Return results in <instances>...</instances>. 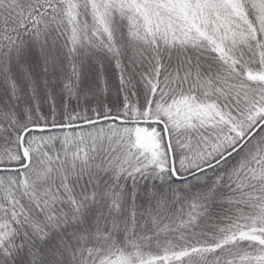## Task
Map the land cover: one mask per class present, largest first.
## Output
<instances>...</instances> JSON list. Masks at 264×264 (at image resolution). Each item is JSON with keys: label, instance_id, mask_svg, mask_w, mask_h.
<instances>
[{"label": "snow or ice", "instance_id": "snow-or-ice-1", "mask_svg": "<svg viewBox=\"0 0 264 264\" xmlns=\"http://www.w3.org/2000/svg\"><path fill=\"white\" fill-rule=\"evenodd\" d=\"M0 264H264V0H0Z\"/></svg>", "mask_w": 264, "mask_h": 264}]
</instances>
